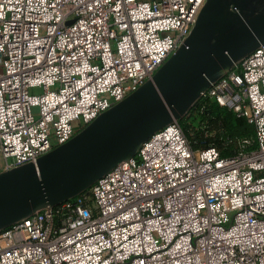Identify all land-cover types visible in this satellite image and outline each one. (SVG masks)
Segmentation results:
<instances>
[{"label":"built area","instance_id":"1","mask_svg":"<svg viewBox=\"0 0 264 264\" xmlns=\"http://www.w3.org/2000/svg\"><path fill=\"white\" fill-rule=\"evenodd\" d=\"M205 1L0 0L1 170L37 166L152 80ZM196 102L253 136L223 157L172 119L88 189L0 230V264H264V43Z\"/></svg>","mask_w":264,"mask_h":264},{"label":"water","instance_id":"2","mask_svg":"<svg viewBox=\"0 0 264 264\" xmlns=\"http://www.w3.org/2000/svg\"><path fill=\"white\" fill-rule=\"evenodd\" d=\"M224 1H205L186 46L178 49L152 80L68 142L39 158L37 166L26 164L35 172L41 196L38 206L33 207L26 195L27 176L16 172L25 165L0 174V208L13 216L12 222L0 230L37 209L84 191H78V186L90 187L109 169L131 157L150 135L172 119L183 117L187 113H183V107L193 104L211 81L264 43V12L244 20L235 6L227 9Z\"/></svg>","mask_w":264,"mask_h":264},{"label":"rangeland","instance_id":"3","mask_svg":"<svg viewBox=\"0 0 264 264\" xmlns=\"http://www.w3.org/2000/svg\"><path fill=\"white\" fill-rule=\"evenodd\" d=\"M228 1L229 0H225V4L228 3ZM221 71H219L218 74H220ZM192 102L190 104H186L183 107V113H187L181 118H179L180 114H178L177 118H179V121L183 123L186 137L188 138L189 142L193 144V146L205 147L207 145L214 144L218 147L224 148V146H226V143H224L226 139L224 134L227 132L229 133V140L226 141L230 142L231 140H234V137L236 138L243 136L244 138L242 139H247L253 136V125L249 124L248 122L246 123L245 121L235 120L233 114L230 111L219 108L214 104H212V106H210L207 110V107L204 110H200L199 104L197 102L192 104ZM191 110L192 112L190 113ZM36 111L37 110L34 109V112ZM78 133L80 132H77L74 136H76ZM239 141L240 139L237 141V146H239ZM230 144L231 143H229V145ZM4 172L5 171L1 170L0 168V174ZM16 172L18 174L24 175L25 177L27 176L28 181L27 184H25L26 195L30 198L33 207L38 206L41 196L37 186V179L33 167L31 165H25L19 168ZM89 185L90 184L78 186V191L87 189ZM12 217V214L7 209L0 208V228L11 223Z\"/></svg>","mask_w":264,"mask_h":264},{"label":"crops","instance_id":"4","mask_svg":"<svg viewBox=\"0 0 264 264\" xmlns=\"http://www.w3.org/2000/svg\"><path fill=\"white\" fill-rule=\"evenodd\" d=\"M234 6L244 20L264 12V0H229L227 9H232Z\"/></svg>","mask_w":264,"mask_h":264},{"label":"trees","instance_id":"5","mask_svg":"<svg viewBox=\"0 0 264 264\" xmlns=\"http://www.w3.org/2000/svg\"><path fill=\"white\" fill-rule=\"evenodd\" d=\"M215 105V104H214ZM210 106H212V104L210 105ZM210 106H208L207 108H206V110L210 107ZM222 109H224V108H222ZM225 110H227V109H225ZM192 112V110L190 111V113ZM231 112V111H230ZM204 113H206V112H204ZM203 113V114H204ZM232 113V112H231ZM233 114V113H232ZM233 117L235 118V120H238V121H245L246 123H247V121L245 120V119H243V118H237L234 114H233ZM179 124H180V126H181V128H182V130H183V132H184V126H183V123L181 122V121H179ZM228 132L226 133V134H224V137L226 138L225 139V142L224 143H226V146H224V148L223 147H218V146H216V145H207V146H205V147H197V146H193V144H191L190 142V144H191V147H192V149L193 150H196V149H206V148H209V147H215L219 152H220V154L223 156V157H228V156H231V155H233V154H235L236 152H237V150H238V146H237V141H238V139H242V138H244L243 136H241V137H234V140H231V142L230 141H226V140H229V138H228ZM184 135L186 136V134H185V132H184ZM187 138V137H186ZM232 139V138H231ZM187 140H188V138H187ZM189 141V140H188ZM229 143H231L230 145H229ZM229 145V146H228ZM228 146V147H227Z\"/></svg>","mask_w":264,"mask_h":264}]
</instances>
